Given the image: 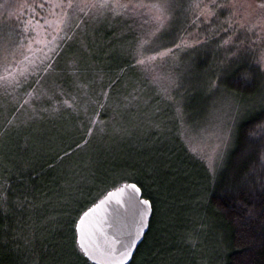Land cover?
I'll return each instance as SVG.
<instances>
[{
    "label": "trees",
    "instance_id": "16d2710c",
    "mask_svg": "<svg viewBox=\"0 0 264 264\" xmlns=\"http://www.w3.org/2000/svg\"><path fill=\"white\" fill-rule=\"evenodd\" d=\"M23 1L0 0V20ZM165 1L162 26L132 6L79 11L38 76L0 100V264H96L78 246L77 220L127 181L153 208L128 264H264V0ZM158 71L168 88L156 85ZM35 97L43 99L30 113ZM228 103L231 142L195 206L209 235L220 230L217 249L181 256L189 222L180 211L192 198L175 195L172 218H162L152 170L155 183L192 159L207 170L182 133ZM112 126L119 135L94 142L96 130ZM198 224L191 232L200 237Z\"/></svg>",
    "mask_w": 264,
    "mask_h": 264
},
{
    "label": "rangeland",
    "instance_id": "374dc122",
    "mask_svg": "<svg viewBox=\"0 0 264 264\" xmlns=\"http://www.w3.org/2000/svg\"><path fill=\"white\" fill-rule=\"evenodd\" d=\"M28 1L30 2L28 3ZM247 2L253 3L251 0ZM70 3L71 6H69ZM107 5L117 8L132 6L135 11L146 13L148 19L154 21L158 26H162L167 20L165 0H49V5L46 8L42 7L39 0L19 2L14 7L13 13L9 14L5 20H0V100L15 94L17 88L28 78L34 79L35 76H38L44 65L50 61L54 52L58 49L63 36L62 33L72 23L74 20L72 17L75 14L85 9L98 6L106 7ZM241 5H243L242 2L238 6ZM8 22L9 27L7 25ZM77 37L75 36L74 39ZM144 60L147 59L144 58ZM168 80L167 73L156 72L155 82L156 85L162 87L161 89L169 87L167 85L169 84ZM49 81L53 83L51 89L55 90L56 83ZM44 86L47 87V83ZM29 96L30 94L25 95L22 102H27L30 99L28 98ZM42 99L41 97L32 98L27 103V111L36 113L38 108L36 106L40 104ZM115 111L112 109V112ZM121 114H123L122 108L116 115H112L116 116L112 119L115 120ZM135 115L137 114L135 113ZM233 115L234 109L232 105L230 103L225 104L220 110L212 109L204 125L182 133L190 151L202 158L207 170H202L192 159L189 160L188 168H183L179 172L175 171L174 175L167 172L166 179L157 183H155V178L158 174L152 170V179L154 180L152 182V191L159 199L160 211L163 213L162 218L165 216L172 218L173 206L169 202L173 200L175 195L182 196L185 202L192 198L189 201L190 206L187 208L183 207L180 211L182 219L189 222L186 226V231H184L183 247L185 248H182L184 253H181V256L192 252H195V256L196 252L200 255H207L205 254L206 252L210 254L214 248L217 249V241L214 240V236L219 239L220 230L218 229L214 232L211 230L209 235L207 232L208 227L205 223H202V225L197 223L199 215L195 206L200 200V191L203 188V184H205L203 181H212L217 164L223 158L230 145L231 130L234 123ZM16 120H20V118L18 117ZM148 126L155 129L156 123L150 118ZM148 126L146 129H150ZM101 131L98 129L94 133L95 136L93 135L95 137L94 142L96 141L98 144L107 140L108 137L112 138L119 135L116 126L108 127ZM4 140H0V150H3ZM84 153L86 154L84 157L87 158L88 150L84 151ZM119 176L123 177L122 174ZM119 176L115 180L112 179L113 182L118 183L117 179H119ZM91 195H95V193ZM195 224H198V229L203 232L200 237H208L209 243L205 241L202 243L200 237L191 232ZM218 248L219 250L221 249L219 240ZM198 260L200 259L184 260L182 264H190ZM198 264L209 263L198 261ZM210 264L214 263L210 262Z\"/></svg>",
    "mask_w": 264,
    "mask_h": 264
},
{
    "label": "water",
    "instance_id": "95a60500",
    "mask_svg": "<svg viewBox=\"0 0 264 264\" xmlns=\"http://www.w3.org/2000/svg\"><path fill=\"white\" fill-rule=\"evenodd\" d=\"M132 184L139 191L132 189ZM143 200L149 204H142ZM152 212V203L143 196L141 187L134 181L123 182L80 214L76 225L78 246L93 263L128 264L144 239Z\"/></svg>",
    "mask_w": 264,
    "mask_h": 264
},
{
    "label": "snow or ice",
    "instance_id": "6c2138e0",
    "mask_svg": "<svg viewBox=\"0 0 264 264\" xmlns=\"http://www.w3.org/2000/svg\"><path fill=\"white\" fill-rule=\"evenodd\" d=\"M69 6H71V3L69 4ZM140 63H143V61H140ZM130 187H131L132 189H135V190L139 191V190L137 189V186H136L135 184L130 185ZM109 195H111V193H110ZM141 203L144 204V205H148V204H149V201H148V200H143ZM89 211H91V210H89ZM144 214H146V213H144ZM86 215H87V213H85V216H86ZM82 219H83V218H82ZM125 254L127 255V249H126V253H125Z\"/></svg>",
    "mask_w": 264,
    "mask_h": 264
}]
</instances>
